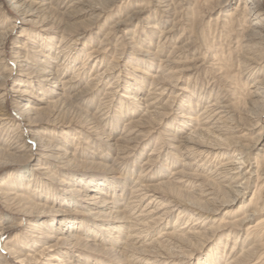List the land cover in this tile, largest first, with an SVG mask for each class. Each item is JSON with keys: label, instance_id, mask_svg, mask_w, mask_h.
I'll list each match as a JSON object with an SVG mask.
<instances>
[{"label": "rangeland", "instance_id": "374dc122", "mask_svg": "<svg viewBox=\"0 0 264 264\" xmlns=\"http://www.w3.org/2000/svg\"><path fill=\"white\" fill-rule=\"evenodd\" d=\"M70 1L66 0V3L63 2L61 4L59 0H54V3L52 2L50 4L49 9L36 13V17L39 18L41 16L40 18L43 19L38 24L27 25V29H29L28 36L32 35V33L33 37L40 34L53 36L49 40L51 43H48L51 47V54L59 51V49H56V46L63 45L65 48L70 45L69 48L62 49L66 56L62 55L61 58L51 60L52 66L55 67L56 63H61L65 59L69 61L71 60L69 59L71 58L70 56H76V60L71 63L73 67L64 72L67 77L71 76L87 60L88 55H90L89 52L91 51L94 52L91 57L98 56L97 58L102 59V62L100 64L98 63L97 71L107 66H110L113 70L108 78L101 82L100 91L92 95L95 99L90 105L86 106V98H82L80 101L69 99L53 103L54 105L52 103V105L37 103L34 105L38 108L35 117L42 120L40 128L42 127L44 131L46 130L44 132L45 135L41 134L43 135L42 137L49 140L52 144L63 146L73 152L76 164L67 170V174H75V177L82 174L86 177H105L122 184L121 189H123L117 191L121 195L120 199L116 200L115 198L114 200L119 201L118 210L124 213L126 219L136 224L135 232L133 233L134 236L130 237L131 240L126 239V241L132 244L133 247L143 249L141 251L138 249L134 250L135 248L123 250V254L121 252V255L124 257L120 255L121 257L118 259L114 258L110 253H105V251L99 252L98 250L77 248L74 254H77L80 258L76 263L93 264L94 259L100 255L99 258L103 261L98 262L100 264H144L146 262L149 263V260V264H200L201 262L197 263L198 259L203 264H228L232 256L238 257L240 255L239 264H264V159L256 151L248 148L251 144L249 143L250 135H246L245 128L250 122L246 117L250 107L246 100L248 98L251 78L248 79L247 75L244 74L243 67L240 65V58L237 55L240 51L242 37L239 34L246 30V24L243 22H238V24L234 22V19L224 17L219 11L220 9L225 15L233 13V8L237 0H228L227 9H224V7L219 9L215 8L217 0H183V2L178 1L175 6L172 5L171 7L170 5V12H163L156 6L153 0H118L112 3L110 7H107L106 5L109 4H106L104 6L105 8H102L103 11H100L99 8L91 13L83 12L82 9L87 7L84 5L67 8ZM97 2L99 1L90 0L89 5L99 6ZM16 14L20 18L22 17L18 13ZM16 14L11 6L5 5L0 9V23ZM36 17H33V20ZM124 19L127 23L125 25L126 28L123 29V32H119L114 25L118 20ZM167 30H170L167 34L168 38L163 39L162 35ZM21 31V28H16L5 41L4 55L8 60L11 59L14 45L20 40L18 34ZM27 31H24V33ZM43 40L45 41V39ZM61 40L63 42H60ZM175 47H178L176 53L172 51ZM168 56H174L175 60L180 61V63L171 64L172 67L177 66V68L172 69V72L174 70L178 72L168 74L169 79L167 80H171L172 82L170 84L174 86L170 87L167 95L174 96L175 94V98L170 99L171 106H174H172V109L165 110L164 105L161 110L162 114L159 116L145 115L144 110L139 108L140 106L138 107L132 101L131 97L137 95L146 98L145 94L150 84V78L143 76L142 72L145 70L149 74L154 75L160 69L165 70L167 64L165 65L164 61L167 60ZM87 62V66L89 64L90 67L92 64H97L96 58L93 61ZM93 71H95V66L94 69L93 67L91 68L89 74ZM14 75L10 77L9 83H6L7 88L14 85L12 84V81L15 79ZM163 77L165 80V75ZM134 80L140 83L137 86L143 90V93L135 91L134 88L137 86L133 83ZM35 82H30L32 88L28 86L24 87L26 91L34 94L39 89V86ZM86 82L87 79H83L73 89L77 91L83 90ZM128 85H130V91L125 90L128 88ZM163 86L165 88V81ZM166 86L167 88L169 87L168 85ZM39 91L41 92L42 89H39ZM103 96L107 97V99H104L107 101L102 110V112H106L104 114L105 121L98 120L96 114H94L98 110L97 108L100 103L98 99H101ZM166 99L164 92L159 97L157 105L163 104ZM213 101H216V103L219 102V105L226 107L224 108L226 110V120L224 123L226 133L223 138L227 137L225 141L227 144L225 145L226 147L220 149V152L225 153V155L227 154L225 158L239 153L235 156L238 159L237 161L244 163L242 167L239 164L240 168H238L243 173V178L240 182L243 181L244 188L243 190L241 189L240 195L238 196L234 195L233 191L236 188L230 184H228L229 188L222 187L221 190L215 189V192L217 191L215 193L216 199H214L215 201L212 200L211 203V200H207L203 196L199 197L193 194H191L193 195L192 197L189 194L187 196V193L184 191L188 193L190 190L192 191L194 188L192 186L193 184L184 181L176 182L173 173L183 170L198 173L204 180L206 178L212 179L207 174L212 163L210 164L208 161L205 164L206 167L201 165L196 169L193 167L185 168L181 163L183 160L178 153L169 148L170 142L167 139L170 137L169 135L176 134L179 128H182L181 133L183 134L189 132L190 126L188 123L184 121L186 127L179 124L183 121L180 114L185 113L189 115L192 112L195 113L202 106ZM9 102V100L5 101V110L11 121L13 119L16 121V108ZM180 103H182L180 106L175 105H179ZM81 111L93 116L95 115L97 122V128L95 130L92 131L86 129L84 126L67 124L68 120L74 121L75 123H78L77 121L84 122V118L87 116ZM166 111L167 114L164 113ZM150 116L153 117V120ZM157 120L160 122L159 126L157 125L158 127L155 125ZM126 123H130L131 125L125 127L126 125L124 124ZM137 123L139 125L142 124L141 128H139L140 126ZM150 127L153 128L151 129ZM14 128L16 130L23 129L21 126L20 128L16 126ZM134 128L137 130L141 129L135 135H138L140 139H146L145 143L147 142V144L143 148H140L142 146L140 145L137 149H128L125 152H120L119 149H122L121 147H117V150H112L114 147L111 145L108 146L107 139H110L114 143L115 141L112 137L118 138L121 132L132 131L135 130ZM62 130L67 131V134H62ZM23 133H25V129H23ZM147 133L149 134L147 135ZM4 137L0 132V150H3V153L0 152V189L15 190L16 193L24 195L27 202H22L21 204H26L25 206L30 201L41 205H51L52 202L45 199L53 198L52 192H58V189H61V186L58 184V179L67 181V178L62 176L60 171L52 169L42 170L41 172L37 171L34 169L36 167L29 166L28 162L11 163L8 161L7 163L5 159L6 147L4 148L6 144L1 142L2 139H5ZM12 140L14 139L9 138V142H12ZM152 149L157 151L155 161L146 165L144 164L145 159ZM211 152L210 155L212 156L213 154ZM202 158L206 160L204 156ZM25 170L27 171L24 172ZM45 171H48L49 174H45ZM18 184L24 185V188L22 190L14 188ZM136 184L149 185L152 193L156 191V195L161 196L156 201L158 203L164 204L165 200H173L174 202L178 200L179 202L177 204L179 207L175 206L174 208L177 211L174 210L172 213H168L161 220L155 221L154 223L151 218H146L142 221L129 219L128 207L125 208V206L137 205L139 198H134L133 196L135 195L133 188H135L134 185ZM163 191L165 194H163ZM34 193L42 198H36ZM216 194L219 195L217 196ZM56 195H59V193L54 194V196ZM222 195H226L223 196L225 199ZM234 197H236L235 200ZM188 198H196L194 200L195 202L200 201L199 203H204V207L206 209L211 208L210 211L213 212H200L197 214V210L183 204L184 200H189ZM222 198L224 201L231 199L229 203L232 204L228 206L222 205ZM147 200L148 196L142 203L138 204L136 214L144 208ZM57 201H60V203L55 204V208L57 206L60 208V205L65 204L61 200L57 199ZM173 201L169 204H173ZM206 201L209 202L205 204ZM130 202L131 205H129ZM63 210L66 213H63L64 215H61V218L73 221L75 226H78L80 224L78 221L82 219L85 221L81 224V228L83 229L87 228L85 225L86 222L91 223V219L87 221L85 216L75 214L78 210L72 207L63 206ZM226 210H229V212H225ZM252 213L256 214L253 217L249 216V218H252L251 220L240 224L241 222L239 221L240 219L242 220V217L251 215ZM199 215L200 218L198 221ZM6 218L9 219L7 223L3 221ZM177 219V223L179 224L173 229L172 225ZM202 219L204 220L203 224L200 222ZM20 221L23 223L21 226L6 230L3 233L0 231V264H27L17 260L15 255H13V251H20V254L28 253L34 255L45 246L44 243H39L36 247L30 248V238L26 237L30 233L27 227L28 225L25 224L24 219L21 220L20 215L6 210V206L0 203V229L1 226H8L9 224L15 227ZM44 225L51 229L55 224L46 226L45 223ZM192 225L193 232L205 233L202 239H205L204 241L207 240V242L204 243V246L200 247L199 243L203 241L201 239H179V241L178 239L170 237V235L188 236V233L186 234L187 228ZM201 225H204V227L201 228ZM218 226L221 227L217 228ZM213 227L215 229L211 230ZM143 233H147V235ZM20 244L27 246L18 247ZM26 247L29 248L25 249ZM102 247H107V245L103 244ZM171 248L180 249L179 251H182L184 255L191 254V260L188 262L186 258H181L179 259L180 261H177L178 259L176 258L177 260L175 261L166 252V249ZM46 256L44 253L39 258L41 261L38 260L36 264L40 262V264H45L48 261V264L57 262V255L55 257L53 256V260H48L50 258ZM208 256L210 258L209 261L211 260L210 263L208 260L205 261Z\"/></svg>", "mask_w": 264, "mask_h": 264}, {"label": "bare ground", "instance_id": "6f19581e", "mask_svg": "<svg viewBox=\"0 0 264 264\" xmlns=\"http://www.w3.org/2000/svg\"><path fill=\"white\" fill-rule=\"evenodd\" d=\"M53 1L54 0H0V9L3 8L5 5H8L9 7L11 6L14 9L15 14L18 13V15L22 16L20 18L19 16H17V14L12 15L13 17L7 18L5 19L4 22L0 23V132L1 135L5 136L4 137L5 139H2L3 141L1 140V142L3 144H6L4 146V148L6 147L5 149L6 162L7 163L8 161L11 163L28 162L29 166L31 165L35 166L36 168L34 169H36L37 171L41 172L42 170L52 169L55 171H60L61 175L67 178V181L58 179V184L59 186H61V189H58V192L56 191L52 192L53 198L45 199L49 202H52L51 204L52 206L46 204L41 205L34 203L32 201L28 202V205L25 206L26 204L25 205L21 204L22 202H27V199L26 197H24V195L16 193L15 190L0 189V203L6 206V210L12 211L13 213L20 215L21 220L24 219L25 224L28 225L26 226L28 227L30 233L26 237L30 238L31 241L29 247L34 248L39 243L45 244V246L39 252L36 253L37 255L28 254V253L20 254L21 253L20 251H17L18 253L13 251V255H15V258L20 262L27 264L28 263L36 264L39 258L42 255H44V253L47 256H49L50 259L48 260H51L53 256L55 257V255H57L56 256L57 262L54 264H58V263L78 264L76 262L77 260H79L80 257L77 254H74V252L76 251L77 248H81V249L84 248L85 250H95V251L98 250L99 252L105 251V253L107 254L110 253L111 255H113L114 258L120 259V257L122 256L121 252L123 254V250L125 251L129 248H133V249L135 248L134 250L138 249L140 251L143 250L140 247L138 248L133 247L132 244H129L126 241V239L128 240L130 239L131 236H134L133 233L135 232L136 224L126 219L124 213L120 212L121 210L120 211L118 210L119 201L116 200L120 199L121 195H119L117 191L121 189L122 184L120 182L113 181L110 178H105V177H100V178L92 177V176L86 177L83 176V174L75 177V174H67L66 173L67 170L71 168L72 165L76 164V161L73 156V152L63 146L52 144L49 140L42 137L43 135H45L44 132L46 130L44 131L42 127L40 128V124L42 123V120L35 117L38 108L34 105L37 103L53 104V103L66 101L69 99L73 101H80L82 100V98H86L85 100L86 106L90 105L92 101H94L95 99L92 95L100 91L101 82H103L106 78H108L109 74L113 70L110 66H107L106 68L97 71L98 63L100 64L102 62V59L97 58L98 56L91 57L93 55L92 53H94L93 51L89 52L90 55L87 54L88 52L86 53L88 55L87 60L84 61L82 65L79 68H77L76 71L73 72L72 75L69 77H67L64 74V72L68 71L70 68L73 67L71 66V63L76 60L75 55L73 57L70 56L71 58L69 59L71 60L69 61L67 60L68 62L65 59L66 61L65 64H64L65 61H63L61 63H56L55 67L52 66L51 60L61 58L62 55H65L62 49L65 48L67 49L70 47V45L65 48L63 45L56 46V49H59V51H57L54 54H51V50H50L51 47L48 43H51L49 40L53 38V36L51 35L45 36L43 34H40L33 37V33H32V35H30L32 37H30L28 36L29 29H27L28 28L27 25L40 23V20H42L43 18H40L41 16L39 18L36 17L35 16L37 15L36 13H38L39 11L49 9L50 4ZM65 1L66 0H59V3L62 4ZM89 1L90 0H71L69 5L66 6L68 8V7H75L77 5H84L87 7L82 9L83 12L91 13L93 11L98 10L99 8L100 11H103L102 8H105L104 6L106 4H109L106 6L110 7L112 3L118 0H98L99 2H97V4L99 6L93 4L89 5ZM153 1L155 2L156 6H158V8H160L163 12H168L170 10V5L171 7L172 5L175 6V4L178 1L183 2V0H153ZM227 2L228 0H217V4L215 8L219 9L224 7V9H227ZM219 11L224 17L228 19L229 18L234 19V22L236 23L243 22L244 24H246V30L242 31L239 34V36L242 37H241L240 51L237 54L240 58V65L241 67H243L242 69L244 70V74L247 75L248 79L251 78V83L249 84L248 98L246 100V102L250 107L249 112L246 114V117L249 119L250 122L245 128V131H246V135H250L249 143L251 144L248 146V148L256 151V153H258L259 156L264 159V143H263L264 141V70H263L264 0H237V3L233 8V13L225 15L224 12H221L220 9ZM33 17H36V19L33 20ZM126 24H127L126 20L124 19V20H118L114 26L117 27L116 28L117 31L123 32V29L126 28L125 26ZM18 27L22 29V31L18 34L20 40L17 42V44L14 45V51H12L11 59H9L10 60L9 61L4 55L5 41L8 37H10L12 31ZM26 30L28 31L24 33V31ZM169 32L170 30L165 31L162 35V38L167 39L168 38L167 34ZM43 39H45V41ZM23 40L24 42H22ZM60 42L63 41L61 40ZM37 43L38 45H36ZM176 49H178V47H175L172 51L176 53ZM94 58H96L97 64L96 65L92 64L91 67L89 64L87 66L88 63L87 61H93ZM164 62L165 65L167 64L166 65L167 68L165 67V70L160 69L161 72L158 71L154 75L149 74L145 70L142 72L143 76H148L150 78V84L145 94L146 98H142V96H137V95L136 96L133 95L131 97L132 101H134L138 105V107L140 106L139 108H142V110H144L145 115L159 116L162 114L161 110L163 109L164 105H165V110L172 109V106H174V105L171 106L170 99L175 98V94L174 96H170V94L169 96H167L170 87H174V86L170 84L172 82L171 80L170 81L167 80L169 79L168 74L178 72L177 70H174L172 72V69L177 68V66L172 67L171 64H177L180 63V61L175 60L174 56H168L167 60ZM94 66L96 73H94L95 71H93L92 73L89 74V71L91 70L92 67L94 69ZM89 67L90 69H88ZM166 70L167 72H165ZM163 74L165 75V80ZM12 75L15 76L14 81H12V84L14 85H12L11 87L9 86V88H7L6 83H9L10 77ZM83 79H87L84 89L78 91L73 89L78 84V82L82 81ZM33 81L34 82L36 81L35 84L39 86V89H42L41 92L39 91V89H37L34 92V94L26 91L24 87L27 86L31 87L30 82ZM164 81H165V88L163 86ZM133 83L136 84V86L140 84L137 83V81L135 80ZM166 85H168L169 87L167 88ZM129 86L130 85H128V88L125 89L126 91H130ZM134 89L138 93L139 92L143 93V90H141L139 86H137ZM164 92H165V98L167 99L163 104L157 105L159 101V97L162 96ZM69 93L71 94L69 95ZM104 99H107V97L103 96L101 99H98L100 100V103L97 108L98 110H96L94 114H96L98 120L105 121L104 114L106 112H102V110L107 100ZM6 100H9L13 105V107L16 108L15 109L17 115L16 121L14 119L13 121H11V119L8 117V114L5 110ZM181 104L182 103H180L179 105L177 104L175 105L180 106ZM224 108L226 107L219 105V102L216 103V101H213L212 103L208 102L205 106H202L201 109L195 113L192 112L189 115H186L185 113L180 114L183 121L180 122L179 124L185 126L184 125L185 122L188 123L190 126L189 132L183 134L181 133L182 128H179L177 130L178 132L176 131L177 132L176 134L174 133L169 135L170 137H168L167 139L170 142L169 148L175 150L176 153H178L180 158L183 160V162L181 163L183 166H185V168L193 167L196 169L199 168L201 165L205 166V164L208 161H209L208 163L210 164L212 163L211 164L212 166L211 167L209 166L210 170H208L207 172L208 177H211L212 179L206 178L204 180L203 177L198 173H192L189 171L186 172L183 170L173 173L174 180H176V182L184 181L193 184V185L191 184L194 187L192 191L190 190L189 193L187 191H184L187 193V196L191 194H193L194 196L197 195L199 197L203 196L206 197L207 200H211V203L212 200L216 199L215 193L217 191L215 192V189L221 190L222 187L229 188L228 184H230L232 187L236 188L233 192L235 196H238L240 195L241 189L243 190L244 188L243 181L240 182V180H242L243 178L242 176L243 173H241V171L238 170V168H240L239 164H241L240 166L242 167L244 166V163L241 161H237L238 159L235 156L236 154L239 153L233 154L229 158H225L227 154L225 155V153L220 152L221 151L220 149L226 147L225 145L227 144L225 143L227 137L223 138V136L226 133V127L224 126L226 120L225 117L226 110ZM81 112L87 116L86 118H84L85 119L84 122L81 123L77 121L78 123H75L74 121L68 120L67 124L78 125L81 127L84 126L86 129L92 131L95 130L97 128L95 115L93 116L83 111ZM164 113L167 114V111ZM152 118L153 117H151V119ZM159 121L157 120L155 124L156 126L157 125L159 126L160 123ZM124 125H126L125 127H127V125L130 126L131 124L126 123ZM137 125L139 124L137 123ZM141 125H139L140 127L139 126L136 127L141 128ZM15 126L18 128H20V126L23 127V129H25V133H23V129L16 130L14 128ZM150 128L152 129L153 127ZM140 130L135 129L132 131L131 130L123 131L121 132L118 138L112 137V139H114L115 141L114 143H112L110 139H107L106 140L107 144L108 146L111 145L112 147H114L112 150L115 149L117 150L118 149L117 147H121L122 149H119L120 152H125L128 149L129 150L137 149V147H139L140 145H142L140 148H143V146L147 144V142L145 143L146 139L144 140L140 139L138 135H135V133ZM229 130H233V129H229ZM61 133L66 135L67 131L62 130ZM148 134L149 133H147V135ZM9 138H13L14 140H12V142H9ZM0 152L3 153V150H0ZM210 152L213 154L212 156L210 155ZM156 155H157V151H155V149H152V151L147 154L144 164L149 165L152 162H154ZM203 156L206 158V160L202 158ZM26 171L27 170H25L24 172ZM263 172H264V166H263ZM46 173L49 174L48 171H45V174ZM134 186L135 188H133V192L135 193V195L133 196L134 198L136 197L139 199L137 200V205H133V204L131 205L130 202L129 205L131 206H125V208L128 207L127 212H129L130 214V216H128L129 219H134L135 221L138 220L142 221L146 218H151L154 223L155 221L161 220L168 213H172L174 210H176L174 209L175 206L179 207V205L177 204L179 202L178 200H176L175 202L171 200L174 202L173 204H169L171 203V201H166V200L164 204L156 202L161 198V196L156 195L157 192L156 191L154 192V190H153L154 193H152V190L149 189L151 188L149 187V185L136 184ZM14 188H16L17 190H22L24 188V185L18 184L15 185ZM225 192L223 193L225 194ZM58 193L59 195L54 196V194H58ZM163 194H165L164 191ZM193 195H191L190 197H192ZM226 195H222V197ZM34 196H36V198L37 197L42 198L35 193ZM147 196H148V200L146 201L144 208L141 209L138 214H136L138 210L137 209L138 204L142 203L147 198ZM115 198L116 200H114ZM223 198H222L223 204L221 203L222 205L228 206L232 204L229 203L231 202V199L224 201L225 198L224 199ZM57 199L61 200L62 203H65L62 204V206L60 205V208L57 205H56L57 208L54 207L55 204L60 203V201H57ZM188 199H189L188 201L184 200V203L183 202L182 203L185 206L197 210L196 211L197 214L200 212H205V213L213 212L210 211L211 208L206 209V207H204L203 205L204 203H199L200 201L195 202L194 200L196 198L195 199L188 198ZM235 199L236 197H234V200ZM207 202L209 201H206L205 204ZM217 205L219 206V204ZM63 206L70 208L72 207L73 209L78 210L75 214H79V215L81 214L82 216H85V219L87 221L91 219L90 220L91 223L86 222L85 225L87 228L83 229L81 228V224L85 222L84 219L79 220L78 222L80 224L78 226H75L73 224V221H69L68 219L66 220L61 218V215L63 216L64 215L63 213H66L63 210ZM225 212H229V210H226ZM255 214L256 213H252L251 215H245V217H242V220L240 219L239 221L241 222L240 224H244L248 222L249 220L252 219L249 218V216L253 217ZM199 218L200 215L198 217V221ZM8 220L9 219L6 218L3 221L7 223ZM177 221L178 219L172 225L173 229L175 226H177V224H179L177 223ZM203 221L204 220L202 219L200 222H202L203 224ZM45 223L46 226H51L53 224L55 225H53L50 229V227L49 228L45 227L44 225ZM22 224L23 223L20 221L18 224L15 225V227H13L11 224H9L8 226L3 225L1 226L0 231L1 233H3L6 230L17 228ZM192 227L193 225L187 228L186 234L188 233V236L170 235V237L178 240L179 239L203 240L202 238L205 233L195 232V231L193 232L194 229L192 230ZM202 227H204V225L203 226L201 225V228ZM220 227L221 226H218L217 228ZM213 229L215 228L214 227L211 228V230ZM145 235H147V233ZM204 240L199 243L200 247L204 246V243L207 242V240L206 241ZM103 244L107 245V247H102ZM24 246L27 245H21V244L18 245V247H24ZM29 247H26L25 249ZM179 250L180 249L171 248V249H166V252H168L167 253L168 256L174 259L175 261L177 259H178L177 261H180L179 259L186 258L187 261L189 262V260H191V254L184 255L182 251ZM99 256L100 255H98L97 258L94 259L93 264H95L96 262L97 263L103 262L101 261V258H99ZM239 256L238 257L232 256L229 259L228 264H239ZM209 259L210 258L208 256V258L206 257L205 261L207 260L209 261ZM48 262H46L45 264H48ZM149 263L146 262L144 264H149ZM197 263L203 264L202 261L199 259L197 260Z\"/></svg>", "mask_w": 264, "mask_h": 264}]
</instances>
